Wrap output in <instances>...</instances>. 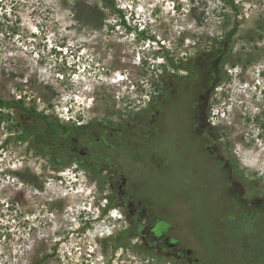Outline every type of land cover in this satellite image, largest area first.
<instances>
[{"label":"rangeland","instance_id":"1","mask_svg":"<svg viewBox=\"0 0 264 264\" xmlns=\"http://www.w3.org/2000/svg\"><path fill=\"white\" fill-rule=\"evenodd\" d=\"M0 22V98L121 146L97 149L117 177L92 179L39 138H15L19 113L0 110V264H264V221L227 223L229 211L264 207V0H0ZM177 94L205 115L223 161L213 150L209 167L188 160L186 131L160 121ZM120 176L139 215L129 226L107 208ZM154 219L176 252L150 240Z\"/></svg>","mask_w":264,"mask_h":264},{"label":"flooded vegetation","instance_id":"2","mask_svg":"<svg viewBox=\"0 0 264 264\" xmlns=\"http://www.w3.org/2000/svg\"><path fill=\"white\" fill-rule=\"evenodd\" d=\"M161 95V94H160ZM181 94H177L175 95V97L179 100L181 99V102L176 103V105L174 106L173 109H170L171 111H169V109H165V110H161L160 114L161 115V120L160 121H165V119L169 120L171 119V123L174 125V128H178L181 126V128L183 129V131L188 134L187 138L188 141L190 143V147L192 149H194L195 154L197 155V160L191 157H188L187 159L190 161H198L199 163L203 162L205 163L206 167H209L208 163L211 160V156L213 154V151L215 153L218 154L217 160L223 161V157L219 155L218 149L213 147L212 148V141L209 138L210 136V126L208 124V122L206 121V117L205 115L200 112V114L203 115V117H201L200 119H197L195 114H194V110L192 109L191 105L192 101L189 98H185L184 96L182 98H180ZM172 98V97H168ZM172 100V99H170ZM159 110V111H160ZM170 113V114H169ZM36 114H38V116L44 115L42 112H37ZM36 116V115H34ZM200 116V115H199ZM36 118V117H34ZM205 118V119H204ZM33 122H35V120L38 122V119H32ZM45 121H51L50 119H46ZM159 121V122H160ZM66 125V124H65ZM85 126V125H82ZM76 126L71 125L70 128H74ZM78 127V126H77ZM81 127V126H79ZM109 136H112L111 134H109ZM106 135L102 134V135H98L95 137V139L93 141H87L86 138L84 137V139L82 140H77L74 139L72 140V142L68 145L65 146L64 148L66 149L67 154L70 155V158L65 159L63 164L68 165L70 161H72L73 163L77 164L75 167L79 168V170L91 175L92 179H101V177H98V175L100 176L101 174H106L107 178L109 181L114 180L117 177L118 172L115 171L117 170V166L119 164L115 163V164H109L108 163V158L107 156H104L103 151H97V149L100 146L106 145V149H115V148H119L121 147L120 145H111L110 143H108L105 139ZM94 148H95V155L93 154L94 152ZM213 150V151H212ZM99 153V154H98ZM98 156V157H97ZM97 157V158H95ZM60 163H63L60 162ZM226 167L229 168V163L228 161H226L225 163ZM225 168V167H224ZM231 170V168L229 169ZM230 176H232L233 174H231L230 172H228ZM235 177V179L233 177H229L228 180L230 181L231 184L233 185H237L238 187H240L241 193H243V187L242 185L239 183V181L237 180L236 176L233 175ZM119 179L121 180L120 185H118V187L116 188L117 191L116 192H112L111 194H109L107 196V200H109V202H111L112 206H119L120 208H123L124 212H125V220L128 223V226L131 224V220H134L136 218L137 214V208L135 206H133L132 203H128L127 205H125L124 201H123V197L125 196V192L123 191V187L125 186L126 180L124 179V177L120 176ZM241 185V186H240ZM110 187H113L110 184ZM112 189V188H111ZM255 210H250L247 212H243L242 215H238V213L240 212H236L234 213L233 211H229L228 213V217H227V223L230 225H233L234 223L238 222V219H250L252 218V220L250 221L252 224V226L254 227V229H257L256 227V223H259L260 220H262V222L264 221L262 216H264V207H262L261 205H256V207H254ZM261 208V209H260ZM111 209V208H109ZM242 212V211H241ZM262 212V214L260 213ZM139 216V215H138ZM232 220V221H230ZM252 227V228H253ZM128 229V228H127ZM167 227L166 225L163 223V221H161L160 219H154L153 224L149 227L148 229V236L151 237L150 240H154L155 244L159 247V242L161 240H164V243L169 247V249H171V251L176 252L178 244L177 242L171 240L169 237L166 236V231H167ZM139 237V235H138ZM145 236L141 237V240H146ZM160 248V247H159ZM187 255H190V251L187 252ZM173 257H178L175 253L173 254Z\"/></svg>","mask_w":264,"mask_h":264},{"label":"trees","instance_id":"3","mask_svg":"<svg viewBox=\"0 0 264 264\" xmlns=\"http://www.w3.org/2000/svg\"><path fill=\"white\" fill-rule=\"evenodd\" d=\"M101 4L106 8L112 6V0H99ZM83 8V7H82ZM82 8H79L75 11L74 18L77 22H82V20L86 17L85 14L82 13ZM91 10L90 8H87L84 6V11ZM2 20H5L3 17ZM2 26V22H0ZM235 28L231 30L224 39L220 42L221 45H225L230 41L235 33ZM166 63L173 66V60L171 58H165ZM182 70H187L189 72L190 67H183ZM192 76V74H191ZM0 110L5 111H11L19 113V119L16 121V127L20 130V134L17 135L15 138H18L19 141H25L29 137L33 136L35 137V140L33 141L34 144H37V139L39 138L38 144L42 145V148H40L41 151H52L55 149L56 151V157L60 162L63 161V164L65 159L70 158V155L67 154L65 146H68L72 140H82L84 137L87 141L94 140V138H90L89 135L91 133V125H85L81 127H74L70 128L69 126L60 124L59 122H53V121H45L47 119L46 115L38 116L37 111L35 109L34 105L26 106L23 97H20L18 99L11 98V100L6 101L0 98ZM36 115V116H34ZM29 118L28 121L25 120L26 118ZM36 117V118H34ZM32 119H38V122L35 120L33 122ZM12 136H9L4 140V143L8 142ZM72 162V161H70ZM107 208H112L111 202L107 204ZM168 229V228H167ZM127 231H122L117 234V237L114 242V249H117L120 247L121 244H123L127 239ZM146 250L151 251L153 249V246L151 244L148 245V248L146 245L144 246ZM153 255V254H152ZM155 256V254H154ZM52 256L50 254L42 255V256H35L31 258L28 264H48L49 259ZM168 261V260H165ZM170 264H175L171 262H167Z\"/></svg>","mask_w":264,"mask_h":264}]
</instances>
